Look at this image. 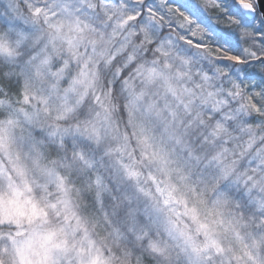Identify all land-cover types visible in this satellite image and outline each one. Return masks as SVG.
<instances>
[{"label":"clouds","instance_id":"1","mask_svg":"<svg viewBox=\"0 0 264 264\" xmlns=\"http://www.w3.org/2000/svg\"><path fill=\"white\" fill-rule=\"evenodd\" d=\"M0 264H264V0H0Z\"/></svg>","mask_w":264,"mask_h":264},{"label":"snow or ice","instance_id":"2","mask_svg":"<svg viewBox=\"0 0 264 264\" xmlns=\"http://www.w3.org/2000/svg\"><path fill=\"white\" fill-rule=\"evenodd\" d=\"M231 59H233V60H237V59H239V57H237V56H232Z\"/></svg>","mask_w":264,"mask_h":264}]
</instances>
